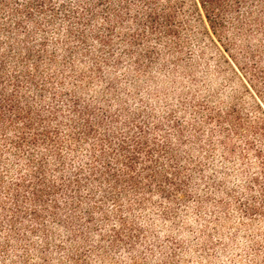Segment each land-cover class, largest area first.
Instances as JSON below:
<instances>
[{"label": "rangeland", "instance_id": "rangeland-1", "mask_svg": "<svg viewBox=\"0 0 264 264\" xmlns=\"http://www.w3.org/2000/svg\"><path fill=\"white\" fill-rule=\"evenodd\" d=\"M228 10L0 0V264H264V0Z\"/></svg>", "mask_w": 264, "mask_h": 264}, {"label": "trees", "instance_id": "trees-1", "mask_svg": "<svg viewBox=\"0 0 264 264\" xmlns=\"http://www.w3.org/2000/svg\"><path fill=\"white\" fill-rule=\"evenodd\" d=\"M198 6L206 15L213 32L216 34L220 30V20L228 12L231 5L244 4L247 0H196ZM228 10V11H227Z\"/></svg>", "mask_w": 264, "mask_h": 264}, {"label": "snow or ice", "instance_id": "snow-or-ice-1", "mask_svg": "<svg viewBox=\"0 0 264 264\" xmlns=\"http://www.w3.org/2000/svg\"><path fill=\"white\" fill-rule=\"evenodd\" d=\"M262 200H264V197H262Z\"/></svg>", "mask_w": 264, "mask_h": 264}]
</instances>
